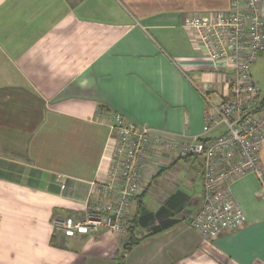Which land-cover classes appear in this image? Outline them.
Listing matches in <instances>:
<instances>
[{"label":"crops","instance_id":"crops-1","mask_svg":"<svg viewBox=\"0 0 264 264\" xmlns=\"http://www.w3.org/2000/svg\"><path fill=\"white\" fill-rule=\"evenodd\" d=\"M230 4L0 0V264H264L262 181L249 173L231 183L244 224L203 243L190 227L202 160L168 151L145 171L127 238L55 228L84 220L107 179L117 139L99 111L173 139L224 134L204 127L233 70L210 61L184 21ZM260 155L264 167V145Z\"/></svg>","mask_w":264,"mask_h":264},{"label":"built area","instance_id":"built-area-1","mask_svg":"<svg viewBox=\"0 0 264 264\" xmlns=\"http://www.w3.org/2000/svg\"><path fill=\"white\" fill-rule=\"evenodd\" d=\"M263 0H231L228 13L193 16L184 21L195 32L204 55L233 70L230 94L207 113L204 132L223 127L224 134L206 142L179 140L126 121L120 114L99 111L117 139L107 179L97 190L84 220H57L68 234H92L101 229L127 238L133 221L130 210L143 194L144 174L160 151L178 158L199 157L203 165V199L190 222L203 243L214 241L244 224V213L230 185L249 173L264 184L261 150L264 145V97L251 69L264 58Z\"/></svg>","mask_w":264,"mask_h":264},{"label":"rangeland","instance_id":"rangeland-1","mask_svg":"<svg viewBox=\"0 0 264 264\" xmlns=\"http://www.w3.org/2000/svg\"><path fill=\"white\" fill-rule=\"evenodd\" d=\"M253 75H254L255 83L257 87L260 89L261 95L264 97V61L258 64L256 69L253 71Z\"/></svg>","mask_w":264,"mask_h":264},{"label":"trees","instance_id":"trees-1","mask_svg":"<svg viewBox=\"0 0 264 264\" xmlns=\"http://www.w3.org/2000/svg\"><path fill=\"white\" fill-rule=\"evenodd\" d=\"M202 142H206L207 140H201Z\"/></svg>","mask_w":264,"mask_h":264}]
</instances>
